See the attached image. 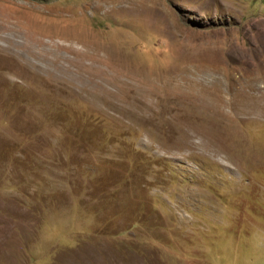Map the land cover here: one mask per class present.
<instances>
[{"label": "rangeland", "instance_id": "1", "mask_svg": "<svg viewBox=\"0 0 264 264\" xmlns=\"http://www.w3.org/2000/svg\"><path fill=\"white\" fill-rule=\"evenodd\" d=\"M0 264H264V0H0Z\"/></svg>", "mask_w": 264, "mask_h": 264}]
</instances>
